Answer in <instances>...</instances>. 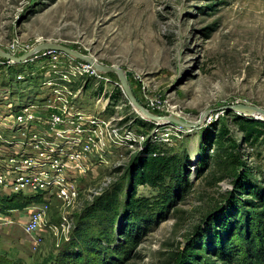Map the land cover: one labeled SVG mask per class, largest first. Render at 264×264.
<instances>
[{"label": "rangeland", "instance_id": "obj_1", "mask_svg": "<svg viewBox=\"0 0 264 264\" xmlns=\"http://www.w3.org/2000/svg\"><path fill=\"white\" fill-rule=\"evenodd\" d=\"M42 43L64 45L129 72L132 93L150 113L185 125L141 118L122 86L116 85L117 76L106 73L113 93L101 116L127 123L137 146L125 159L117 151L102 154L103 163L93 156L95 167L80 177L82 189L69 204L53 199L45 206L38 200L20 208L15 199L0 196V253L23 264H47L64 242L60 228L53 229L60 215L68 212L72 228L82 209L99 201L108 187L127 184L128 166L156 146L188 159L193 189L174 198L173 207L146 235L131 264H167L185 245L217 192L230 188L222 182L211 189L199 171L212 154L210 142L219 122L227 120V128L239 138L225 107L244 104L264 110V0H0V49L19 57ZM41 64L38 60L8 64L0 58L2 137L12 121V109L33 103L41 107L57 96L54 89H62L43 84L59 81ZM18 73L28 75L17 80ZM84 82L79 105L94 113L95 81ZM84 82L71 88L63 84V90L73 93ZM151 103L154 108H149ZM249 152L254 159L248 165L264 168V144ZM136 193L154 197L158 192L138 186ZM38 207H45V222L30 236L22 225Z\"/></svg>", "mask_w": 264, "mask_h": 264}, {"label": "trees", "instance_id": "obj_2", "mask_svg": "<svg viewBox=\"0 0 264 264\" xmlns=\"http://www.w3.org/2000/svg\"><path fill=\"white\" fill-rule=\"evenodd\" d=\"M226 115L239 138L227 128V120L219 122L210 142L212 154L199 171L211 189L222 182L230 188L217 192L211 212L167 264H264V168L247 163L254 159L249 150L264 144V122L227 111ZM147 153L128 166L127 184L108 187L99 201L82 209L68 240L47 264H131L138 259V247L163 221L174 198L193 189L187 158L156 146ZM138 186L158 193L138 195ZM8 199H15L20 208L42 200L39 194ZM0 264L23 263L0 253Z\"/></svg>", "mask_w": 264, "mask_h": 264}, {"label": "built area", "instance_id": "obj_3", "mask_svg": "<svg viewBox=\"0 0 264 264\" xmlns=\"http://www.w3.org/2000/svg\"><path fill=\"white\" fill-rule=\"evenodd\" d=\"M37 60L47 75L59 81L43 84L49 88L62 85V89H54L57 96L41 107L33 103L9 113L12 121L6 124V137L0 134V196L39 194L44 200L40 204L45 206V202L53 199L69 204L82 189L80 177L95 167L93 156H99L102 160L95 161L103 163L106 158L102 154L117 151L125 159L139 141L124 121L101 116L113 93L106 73L88 62L52 50L39 51L22 64ZM27 75L18 73L16 78L23 80ZM88 78L95 81L97 89L94 113L83 111L79 105L85 94L84 80ZM78 81L84 83L73 93L65 87L63 90V84L70 87ZM151 105L149 108H154ZM35 210L23 224L24 232L30 236L45 222V207ZM70 222L68 212L62 213L58 225L53 227L57 232L60 228L64 240L69 238Z\"/></svg>", "mask_w": 264, "mask_h": 264}, {"label": "water", "instance_id": "obj_4", "mask_svg": "<svg viewBox=\"0 0 264 264\" xmlns=\"http://www.w3.org/2000/svg\"><path fill=\"white\" fill-rule=\"evenodd\" d=\"M42 50H52V51L60 52V53H63L65 55L72 56L78 60L88 62V63L92 64L95 69H97L98 71H100L102 73H113V74H115L117 76L121 86H122L123 92H124L127 100L129 101V104L131 106H133L134 110L136 111V113L141 118L148 119L151 121H156V122H170V123L177 124V125H182V126L185 125L183 122H181L175 118H172V117L161 118V117L155 116L154 114L150 113L146 109V107H144L142 105V103L138 100V98H136L134 96V94L132 93V90L130 89V84L128 81L129 76H130L129 72H125L122 69L115 67V66L102 65V64L98 63L96 60H94L93 58L88 57V56H84L81 53H79L75 50H72V49H70L64 45L56 44V43H42V44H39L35 48L29 50L28 52L24 53L23 55H21L19 57H15L13 55H10L9 53H6L0 49V58L4 59L6 61H10V62L19 64V63L26 61L33 54H35L39 51H42ZM225 111L232 112V113L241 115L243 117L252 118V119L260 120V121L264 122V110L259 108V107L248 106V105H244V104H237V105H232V106H226ZM223 187L226 188L227 186L225 184H223ZM210 206H208V208H206L204 210V213L202 214V217L200 219V223L203 220L204 215H207L209 212H211Z\"/></svg>", "mask_w": 264, "mask_h": 264}, {"label": "crops", "instance_id": "obj_5", "mask_svg": "<svg viewBox=\"0 0 264 264\" xmlns=\"http://www.w3.org/2000/svg\"><path fill=\"white\" fill-rule=\"evenodd\" d=\"M22 227H23V225H22Z\"/></svg>", "mask_w": 264, "mask_h": 264}]
</instances>
